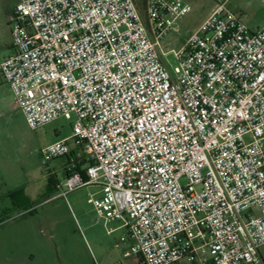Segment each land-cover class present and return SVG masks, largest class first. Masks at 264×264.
I'll return each mask as SVG.
<instances>
[{
	"label": "built area",
	"instance_id": "1",
	"mask_svg": "<svg viewBox=\"0 0 264 264\" xmlns=\"http://www.w3.org/2000/svg\"><path fill=\"white\" fill-rule=\"evenodd\" d=\"M229 1L179 50L188 0H22L9 18L14 106L32 130L75 117L41 151L68 158L61 197L98 188L140 264H264V26Z\"/></svg>",
	"mask_w": 264,
	"mask_h": 264
},
{
	"label": "rangeland",
	"instance_id": "2",
	"mask_svg": "<svg viewBox=\"0 0 264 264\" xmlns=\"http://www.w3.org/2000/svg\"><path fill=\"white\" fill-rule=\"evenodd\" d=\"M22 0H0V63L13 52L8 24ZM145 16L142 0H136ZM191 12L178 22L179 32L164 44L179 50L211 14L216 0H188ZM229 7L253 30L264 26V0H230ZM181 35V36H180ZM165 61L176 66L174 56ZM75 117L61 118L37 130L14 106L9 85L0 75V264L13 255H34V264H140L127 256L129 241L118 222L99 220L91 202L96 187H85L61 197L55 186L65 179L68 158L44 164L41 151L73 133ZM113 232H110V231ZM264 258V247L261 249ZM55 260V261H54ZM181 264H199L183 261Z\"/></svg>",
	"mask_w": 264,
	"mask_h": 264
},
{
	"label": "crops",
	"instance_id": "3",
	"mask_svg": "<svg viewBox=\"0 0 264 264\" xmlns=\"http://www.w3.org/2000/svg\"><path fill=\"white\" fill-rule=\"evenodd\" d=\"M56 189H58V184L56 185ZM113 230L114 231L121 230L120 229V224L118 225L117 228H115ZM6 262L9 263V264H34L36 262V258H35L34 255H28V256L25 255V254H23V255L22 254L21 255H13V256L7 257L6 258ZM45 262H46V264H52L53 263L52 259L50 260L49 257L46 259Z\"/></svg>",
	"mask_w": 264,
	"mask_h": 264
},
{
	"label": "trees",
	"instance_id": "4",
	"mask_svg": "<svg viewBox=\"0 0 264 264\" xmlns=\"http://www.w3.org/2000/svg\"><path fill=\"white\" fill-rule=\"evenodd\" d=\"M142 3H143V5L145 6V4H146V0H142ZM55 188H56V186H55Z\"/></svg>",
	"mask_w": 264,
	"mask_h": 264
}]
</instances>
